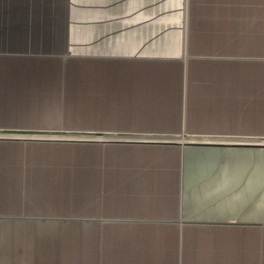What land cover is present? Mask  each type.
<instances>
[{"label":"crops","instance_id":"0c3cea01","mask_svg":"<svg viewBox=\"0 0 264 264\" xmlns=\"http://www.w3.org/2000/svg\"><path fill=\"white\" fill-rule=\"evenodd\" d=\"M150 134L264 138V0H0V264H264V147Z\"/></svg>","mask_w":264,"mask_h":264},{"label":"rangeland","instance_id":"374dc122","mask_svg":"<svg viewBox=\"0 0 264 264\" xmlns=\"http://www.w3.org/2000/svg\"><path fill=\"white\" fill-rule=\"evenodd\" d=\"M48 135L47 137H54V138H61L60 136H54L53 133L56 134V132H47ZM53 134V135H52ZM59 135V134H56ZM14 136V135H12ZM20 136H33V137H40V136H44L42 134L37 135V134H29V135H20ZM147 136L146 139L144 140H154V141H199V140H203V141H213V142H226V143H242L243 145H237V146H241V147H246L249 149H258L261 147H264V145H252V144H264V138H236V137H232V138H222L221 140H215V139H176L173 138L174 136H167V135H156V134H150V135H145ZM69 138V137H68ZM244 143H248V144H244Z\"/></svg>","mask_w":264,"mask_h":264},{"label":"water","instance_id":"95a60500","mask_svg":"<svg viewBox=\"0 0 264 264\" xmlns=\"http://www.w3.org/2000/svg\"><path fill=\"white\" fill-rule=\"evenodd\" d=\"M220 143H224V144H229V145H242L241 143H226V142H220ZM252 145H264V144H252Z\"/></svg>","mask_w":264,"mask_h":264}]
</instances>
